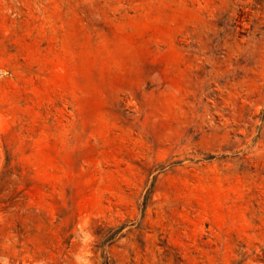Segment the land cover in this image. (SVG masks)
<instances>
[{
    "label": "rangeland",
    "instance_id": "rangeland-1",
    "mask_svg": "<svg viewBox=\"0 0 264 264\" xmlns=\"http://www.w3.org/2000/svg\"><path fill=\"white\" fill-rule=\"evenodd\" d=\"M0 264H264V0H0Z\"/></svg>",
    "mask_w": 264,
    "mask_h": 264
}]
</instances>
